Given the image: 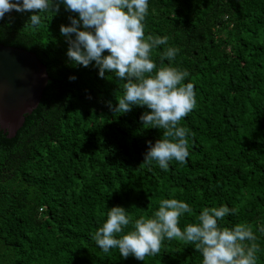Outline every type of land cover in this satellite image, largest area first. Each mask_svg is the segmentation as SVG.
Listing matches in <instances>:
<instances>
[{
    "label": "trees",
    "instance_id": "1",
    "mask_svg": "<svg viewBox=\"0 0 264 264\" xmlns=\"http://www.w3.org/2000/svg\"><path fill=\"white\" fill-rule=\"evenodd\" d=\"M31 14L13 10L0 21L1 43L36 53L50 76L16 135L0 129V264H203L195 244L179 239H165L144 261L104 252L93 239L109 208L123 206L135 220L165 198L192 207L182 229L205 208L236 209L218 223L251 226L257 239L245 244L257 246L264 264V0H149L145 38H169L152 58L187 70L185 83L197 92L196 107L179 122L194 133L188 162L172 160L167 169L144 161L148 141L165 138V130L143 125L150 110L109 108L125 81L67 56L60 27L78 14L61 6L40 13L35 27ZM166 47L179 52L161 63Z\"/></svg>",
    "mask_w": 264,
    "mask_h": 264
},
{
    "label": "clouds",
    "instance_id": "2",
    "mask_svg": "<svg viewBox=\"0 0 264 264\" xmlns=\"http://www.w3.org/2000/svg\"><path fill=\"white\" fill-rule=\"evenodd\" d=\"M61 6L78 14L70 17V24L60 27L69 44L67 56L72 63L98 68L101 78L108 72L125 81L124 95L117 98V105L109 102V108L116 114H126L134 106H146L150 111L140 117L143 125L165 130V138L154 144L148 141L144 161H155L162 169H167L172 160L187 163L189 136L194 133L179 122L196 107L197 92L193 83H185L187 70L171 65L158 67L152 58V50L167 45L169 38L159 35L145 38L149 0H0V21L13 10L31 12L29 22L35 27L41 24L40 13L49 10L58 13ZM178 52L177 48L166 47L161 63L165 59L174 60ZM192 211L183 200L165 198L151 216L133 220L128 209L114 206L109 208L107 219L93 239L104 252L118 249L125 259L134 256L144 261L160 252L165 239H179L195 244L203 255V264H257V246L245 244L257 239L252 227L237 224L229 228L218 223L235 214L236 209L226 204L205 208L198 222L182 229L181 217ZM130 225L131 230L125 232ZM260 231L264 232V227Z\"/></svg>",
    "mask_w": 264,
    "mask_h": 264
},
{
    "label": "water",
    "instance_id": "3",
    "mask_svg": "<svg viewBox=\"0 0 264 264\" xmlns=\"http://www.w3.org/2000/svg\"><path fill=\"white\" fill-rule=\"evenodd\" d=\"M49 80L36 53L0 41V129L8 138L38 106Z\"/></svg>",
    "mask_w": 264,
    "mask_h": 264
}]
</instances>
